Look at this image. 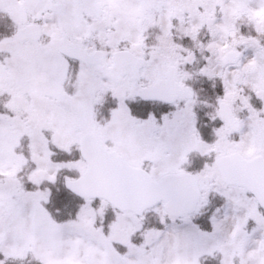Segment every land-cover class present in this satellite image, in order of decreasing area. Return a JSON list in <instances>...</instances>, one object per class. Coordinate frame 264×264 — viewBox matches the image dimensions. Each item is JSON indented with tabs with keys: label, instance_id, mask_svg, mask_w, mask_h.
<instances>
[{
	"label": "snow or ice",
	"instance_id": "obj_1",
	"mask_svg": "<svg viewBox=\"0 0 264 264\" xmlns=\"http://www.w3.org/2000/svg\"><path fill=\"white\" fill-rule=\"evenodd\" d=\"M0 264H264V0H0Z\"/></svg>",
	"mask_w": 264,
	"mask_h": 264
}]
</instances>
